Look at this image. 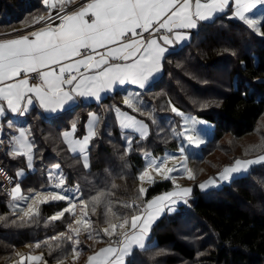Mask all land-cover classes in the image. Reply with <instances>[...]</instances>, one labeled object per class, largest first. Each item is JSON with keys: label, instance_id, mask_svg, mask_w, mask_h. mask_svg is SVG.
Returning a JSON list of instances; mask_svg holds the SVG:
<instances>
[{"label": "trees", "instance_id": "1", "mask_svg": "<svg viewBox=\"0 0 264 264\" xmlns=\"http://www.w3.org/2000/svg\"><path fill=\"white\" fill-rule=\"evenodd\" d=\"M48 10L44 0H0V33L35 24L33 21ZM141 95L144 100L140 108L144 114L128 109L147 123L146 138L132 135L131 149L127 150L123 136L126 132L119 128L113 112L116 106H126L121 92L116 91L98 107L100 122L95 129L97 135L90 143L88 169L78 157L73 158L61 137L62 129L73 122L77 124V133H82L87 107L81 108L77 115L62 113L49 121L36 112L31 113L36 171L21 180L22 186L41 189L47 184L45 169L58 163L64 172L65 185L77 186L82 200L90 201L101 189L107 190L113 211L129 217L134 210L123 207V203L142 204L173 190L170 179H157L148 184L146 194L137 199L138 177L145 165L142 153L150 151L158 156L165 149L178 148L174 130L180 129L181 119L171 111V106L213 125L209 141L202 147L206 151L211 141L219 140L226 133L240 137L254 129L264 113V28L257 34L238 18L226 15L216 17L214 22L202 23L187 44L165 56L161 76L143 89ZM149 114L155 118V123ZM205 153L189 158L193 168ZM194 185H191L190 202L177 204L173 211L163 214L151 228L150 240L154 243L144 250L134 249L126 264H157L158 261L174 264L177 256L193 259L195 248L178 235L186 219L193 220L197 228H207L215 245L208 260L201 264H264V163L254 165L218 187L211 185L201 189L198 183ZM8 201L9 195L0 190V217L4 218L0 219L1 264H11L17 259L18 249L37 242H41L38 249L43 252L44 261L72 257L68 241L51 252L43 243L48 241L55 245L56 241L49 240L50 237L69 232L68 225L73 224L70 214L49 222L66 201L39 204L35 222L28 223L20 221ZM85 211L102 239L92 241L82 236L83 254L76 264H81L88 253L109 243L102 233L107 227L105 206L97 205L93 212L89 203ZM161 248L169 249L170 254L155 258V252Z\"/></svg>", "mask_w": 264, "mask_h": 264}, {"label": "snow or ice", "instance_id": "2", "mask_svg": "<svg viewBox=\"0 0 264 264\" xmlns=\"http://www.w3.org/2000/svg\"><path fill=\"white\" fill-rule=\"evenodd\" d=\"M44 3L49 9L59 7L55 18L50 12L47 18L40 16L33 21L40 23L47 20L45 27L18 38L0 39V117L5 116L6 112L25 115L37 106L46 113L67 111L77 99L92 98L100 101L102 93L112 92L119 85L133 84L144 89L162 70V60L169 46L190 39V32L181 30L196 29L201 22H214L231 4L235 7L229 18H238L256 32L264 28V20L249 15L258 6H264V0H89L79 10L71 13L65 12V0H44ZM55 20L59 23L53 26ZM145 33L148 34L147 37ZM100 49L103 51H98ZM32 79L39 83H30ZM138 98L139 93H129L124 96L123 103L127 108L143 115ZM171 111L184 115L175 106H171ZM115 112L122 129H130L139 133L141 138H146L148 126L142 120L121 112L119 108H115ZM149 118L155 123L151 114ZM99 122L100 118L90 113L82 138L75 137V122L71 124L70 130L61 134L69 153L73 158L81 159L85 169L90 167L88 152L91 141L97 135L95 129ZM189 122L193 127H185L183 132L174 134L184 136L189 145L199 147L205 143L194 127L199 121L188 118L185 124L188 125ZM8 126L12 127L11 121ZM14 132L17 134L9 139L7 155L13 159L25 158L26 167L31 170L36 146L30 129L16 127ZM125 139L127 150H130L131 137ZM179 151L183 154L185 148L181 147ZM174 159V156L151 159L147 167L162 174L164 179H173L170 174L181 171L187 173L188 179L195 178L192 170L186 167V155H182L183 162L178 167H166L167 161ZM259 163H264V155L250 160L235 159L217 177L209 178L199 187L205 189L218 182L228 181L233 174L246 172L250 166ZM59 169L60 165L56 164L48 172V179L54 181L53 186L57 189L65 184V178ZM23 176L24 170H18L17 179ZM146 176H149L147 168L138 179L143 181ZM149 178L151 179L150 176ZM11 181L12 178L9 177V182ZM173 183L176 190L150 201L142 204H136L135 201L123 203V207L134 210L130 217L113 211L110 193L104 189L87 202L79 197L56 192H35L31 197H26L20 195L19 183L12 188L10 195L13 200L31 201L26 208L18 209L22 223L35 222L39 215L34 208L37 202L43 204L49 200L68 201V207L51 216L49 222L60 220L68 213L77 227L73 228L69 224V232L50 237L49 240L56 241L55 245L48 241L43 243L51 252L54 248L61 247L64 241L70 242L74 260L81 255L78 239L81 230L88 233L89 239H102L100 232L93 229L89 214L84 209L90 203L94 212L97 205L103 204L107 227L102 229V233L108 237L109 243L107 247L90 255L87 264H126V258L134 249L146 248L145 241L149 238L152 225L166 209L173 211L171 206L178 202L187 204L186 197L192 189L180 188L175 185L174 180ZM146 191L140 187L137 199L143 197ZM76 201L82 206L79 219L75 218ZM35 247H41V242H37ZM24 259L25 257H21V264ZM26 259L40 261L43 257L29 255Z\"/></svg>", "mask_w": 264, "mask_h": 264}, {"label": "rangeland", "instance_id": "3", "mask_svg": "<svg viewBox=\"0 0 264 264\" xmlns=\"http://www.w3.org/2000/svg\"><path fill=\"white\" fill-rule=\"evenodd\" d=\"M29 26H33V24L28 25L26 27H29ZM22 28H25V27H22ZM18 29H21V28H17L14 30L6 31V32L4 31V32L0 33V35L1 34H7V33H10L12 31H15ZM256 33L260 34V32H256ZM179 111L182 112L184 115L183 116L178 115L181 119V126H180L179 130H177V128H176L174 130V132L180 133V132L184 131L185 127H193V125H191L190 122L188 125L185 124V121L188 120V118H193V119L199 121V123L195 124L194 127L197 129V133L199 134V136L205 140V143L200 145L199 147H196L195 145H189L184 136L177 135L178 136L177 137L178 138V148H176L174 151H173V149H172V151H170L171 149H165L164 152L158 156L153 155L150 151H144L142 153V155L144 158L145 165H144V169L140 172V174L143 173L147 168V171L149 172V176L151 177V179L149 178V176H146L143 181L140 180L139 181V188L140 187L146 188L147 185L152 182V180L164 179V176L162 174H158L152 168L147 167L149 160H151V159H157L158 160L160 158H164L165 156H174V157H176V159L168 160L167 164H166V167L174 168V167H178L179 165H181V163L183 162L182 161V155H186L188 157L186 167L192 170L195 178L194 179H188L187 173H184L183 171L173 172L170 175L173 178V179H171L172 182H173V180L175 181V185H179L180 188H191L192 189L191 185H194L197 183L200 185V184L206 182L209 178L217 177L218 174L226 166L232 165L235 159L250 160V159H255L256 157H258L260 155H264V146H262V145H264V113L260 115V117L258 118V120L255 124L254 129L251 132L245 133L244 135H242L240 137L233 136L232 134L226 133L219 140L211 141L209 143L208 149L206 151V149H204V148L202 149V147L204 145H206V143H208L209 138H210L211 133H212V126L213 125L209 121L204 120L202 118H199L193 113L183 112L181 110H179ZM123 136L124 137H131V139L133 137L130 134L129 135L124 134ZM181 147L185 148V153H183V154H181V152L179 151V149ZM246 150H247V154H246ZM165 152H167V153H165ZM171 152H174V153H171ZM202 152L203 153L207 152V153L204 154V157L200 160L201 162H199V163L197 162L195 168H193L192 163L189 161V158L201 157ZM254 165H257V164H254ZM254 165L250 166V168H252ZM49 170H53V166ZM49 170H48V172H49ZM59 171L61 172V168L59 169ZM243 173H245V172L233 174L232 178L230 180H232L234 176H237V175H240ZM254 179H257V176H254ZM230 180L218 182L216 185H213V186L218 187V186L222 185L223 183L224 184L229 183ZM53 184H54V181H50V184L48 186L49 189L45 188L44 190L42 189L38 192H44V193L56 192V193L67 195V196L79 197V199L81 200L80 193H79V191H77V186L67 187V186L63 185L62 188L57 189L53 186ZM174 190H176L175 187L171 191H174ZM211 192H213V191H211ZM20 195H22V194H20ZM32 195H30V196L23 195V196L31 197ZM191 198L192 197H191V193H190V195L188 197H186V199L188 201L187 204L190 202ZM51 201L52 200H49L48 202H51ZM30 202H31L30 200H28V201L22 200V199L13 200V198H12L10 203H9L10 204L9 207L11 208V210L13 212H15L16 214H18L20 216L21 213L19 212L18 209L19 208H26L27 204ZM38 204H40V203L37 202L34 205L35 209H36ZM184 204L185 203L180 202L178 204V206L184 205ZM76 205L81 206L78 201H76ZM65 207H68V201L59 211H57L54 214L59 213ZM174 207H177V204L172 206V208H174ZM80 210H81V207H80ZM79 218H80V216H78L76 219H79ZM192 221L193 220H187L186 219V222H183L180 225L179 230H178V235L182 239L186 240L188 242V245L195 248V250H196L195 256L191 260L183 259L180 256H177L178 260H176L174 262V264H201V263H205L208 260L207 256H208L209 252L215 246L213 241H211V236H210V232L208 231V229L207 228H203V229L197 228L196 225H194V223ZM72 227L75 228V227H77V225H75L73 223ZM82 236H84V237L88 236V233L84 230H81L79 237H78V239L80 240V243H81ZM153 243H154V240H151V241H149L148 245H152ZM155 253L157 254L155 256V258H162L166 255H169L170 251L167 248H161V249H158ZM157 264H164V262L162 263V261H158Z\"/></svg>", "mask_w": 264, "mask_h": 264}, {"label": "crops", "instance_id": "4", "mask_svg": "<svg viewBox=\"0 0 264 264\" xmlns=\"http://www.w3.org/2000/svg\"><path fill=\"white\" fill-rule=\"evenodd\" d=\"M87 2H89V0H74V2H73V0H65V12L71 13L73 11H77V10H79L80 7H82ZM234 7H235V5L234 4H231L230 7L226 10L225 13L219 14L218 16L226 15V16L230 17L231 16V13H232V10L234 9ZM58 9H59V7H58ZM249 15L252 16L253 18H257V19L263 20V18H264V6H258L257 9H254L253 12L250 13ZM44 17L47 18L48 15L45 14ZM46 23H48L47 20L41 21L40 23H35V24H33V26H29V27H25V28H21V29L12 31V32L7 33V34H1L0 35V39H14V38H18L19 36L28 35L29 33L33 32V31H38L41 28L45 27L46 26ZM202 23H205V22H201L196 29L181 30V31H184V32H190V39H186V40L181 41V42H176L172 46H169V50H168V52L165 53V56L168 53H170L172 51H176V50L180 49L182 46H184L185 44H187L192 39V36L197 32L199 26ZM260 32H261V30H260ZM98 51H103V49H100ZM165 56H164V58H165ZM163 60H162V70L158 74H156V76L149 82V84L146 87H148L150 84H152L154 81H156L161 76L162 71H163ZM81 70L83 71V69H81ZM30 83H39V82H35V81H31L30 80ZM142 90L143 89H140L137 85H133V84L119 85V86H116L115 89L112 92L102 93L101 94V97L102 98H101L100 101H96L95 99H92V98H87V99H85V98H79V99H77V101L74 104H72L68 108L67 111H60V112H57V113H46V112H43L41 109H39L38 106H37V107L32 108L25 115L12 114L10 112H6L5 116L0 117V128H2V132H0V161L1 162H4L3 164L5 166H7L15 175H16V173H17L18 170H21V169L24 170V176L22 178H20V179H17V183H19L20 184V187H21V193L20 194L30 196V195L34 194L35 192H38V191H40L42 189L43 190L45 188L46 189H49L48 186L50 184V180L48 179V170L53 165H56V164H52V165L48 166L45 169V174L47 176V184L44 187H42L41 189L33 190V189L24 188L22 186L21 180L24 179V178H26L28 174L34 173L36 171V161H37V159L35 158V150H34L33 168L31 170H29L26 167L25 158L19 157V158L13 159L9 155H7V152L9 151V147H10V145H9V139H10V137L12 135H14V134H17V133L14 132V128H16V127H26V128H29L30 129V132H31L32 141L35 144V139L33 138L32 128H31V124H30V120H29L30 119L29 117H30L31 113L36 112L37 115H39L42 119H44L46 121H49L50 119H52V118H54V117H56V116H58V115H60L62 113H70L73 116L74 115H77L81 108L82 109H85L87 107L88 109L86 108L87 109L86 113H88V114H87V118L85 119V121L83 123L82 133L81 134H78L77 131L75 133V137L82 138V136L85 134V128H86V125H87V123L89 121V114L90 113H93V114H96V116H98V107H101V105L103 104V101L107 97L111 96L116 91H120L121 92V97H122V103H123V98H124L125 95H127L129 93H139L138 103H139V106H140V105H142V102L144 100L143 99V96L141 95V91ZM115 108H119V107L116 106V107L113 108V112L115 113V120H116L119 128L121 130H123V131H126V135H129V134L130 135H134V134H136V135H138L140 137V134L139 133L133 132L130 129H122L121 128L120 123H119V120L117 119V113L115 112ZM119 109L121 110V112H127L129 115L136 117L138 120H142L147 125V123L143 119H141V118L137 117L136 115H134L133 113H131L127 107H124V108H121L120 107ZM9 121H11V123H12V127L11 128L8 126V122ZM70 128H71V124H70V126L62 129L61 134L64 131L70 130ZM148 131H149V128H148ZM125 143L127 145L126 139H125ZM35 146H36V144H35ZM174 150L175 149H173V151ZM170 151H172V150H170ZM165 153H167V152H165ZM171 153H174V152H171ZM88 157H89V152H88ZM81 162H82V160H81ZM89 162H90V158H89ZM82 164H83V162H82ZM60 168H61V173L64 176V172L62 170L61 165H60ZM64 186L73 187V186L65 185V184H64ZM165 193H167V192H165ZM162 194H164V193H160V194H158V195L150 198L148 201H150L153 198H155V197H157L159 195H162ZM80 198H81V195H80ZM11 199H12V196H9L8 205H10L9 203H10ZM66 203H67V201H66ZM179 203L180 202H178L176 204H179ZM38 206H39V204L37 205L36 209L38 208ZM80 207H82V206H77L76 207V210H75L76 211V217L75 218H77L81 214ZM167 211L168 210L166 209L163 214H165ZM162 215H160V217ZM150 235H151V230H150V233H149V238L145 241L146 246L148 245L149 241H151L150 240ZM93 240L94 239H92V241ZM35 245H36V243H31V244H27V245L23 246L22 248L18 249L17 250V259L15 261H13L11 264H21V257H25V259L23 260V264H76V262L79 261L81 255L83 254V250L81 248V245H79V249L81 250V255L79 257L75 258V260H74L73 254H72V257L70 259L59 260V261H55V262H47V261H44L43 259L40 260V261H28L26 259V257L29 256V255H32V256H42L43 257V252L41 250H39L38 248H36ZM107 246H108V243L107 244H103V245L99 246L96 250L88 253L86 255L85 260L81 264H87V258L90 255H93L96 251H99V249L104 248V247H107Z\"/></svg>", "mask_w": 264, "mask_h": 264}, {"label": "built area", "instance_id": "5", "mask_svg": "<svg viewBox=\"0 0 264 264\" xmlns=\"http://www.w3.org/2000/svg\"><path fill=\"white\" fill-rule=\"evenodd\" d=\"M50 12H51V15L53 16V18H55V16L59 12V9H58V7L57 8H53V9H49L46 14L49 16V13ZM58 23H59V21L58 20H55V23L53 24V26H55ZM147 35L148 34L145 33V37H147ZM31 81L39 82L38 80H35V79H32ZM0 169L3 170L2 172H0V190L4 194L10 196V193L12 191V188L17 183V177H16V175L14 173H12L9 170V168L7 166H5L4 164H2L1 161H0ZM9 177L12 178V181L11 182H9Z\"/></svg>", "mask_w": 264, "mask_h": 264}]
</instances>
